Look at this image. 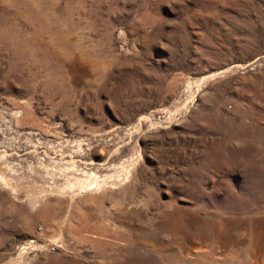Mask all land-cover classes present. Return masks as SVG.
Instances as JSON below:
<instances>
[{"label":"rangeland","instance_id":"374dc122","mask_svg":"<svg viewBox=\"0 0 264 264\" xmlns=\"http://www.w3.org/2000/svg\"><path fill=\"white\" fill-rule=\"evenodd\" d=\"M0 264H264V0H0Z\"/></svg>","mask_w":264,"mask_h":264}]
</instances>
